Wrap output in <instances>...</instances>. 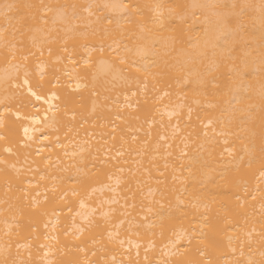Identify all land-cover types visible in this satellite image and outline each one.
I'll use <instances>...</instances> for the list:
<instances>
[{
	"label": "bare ground",
	"instance_id": "6f19581e",
	"mask_svg": "<svg viewBox=\"0 0 264 264\" xmlns=\"http://www.w3.org/2000/svg\"><path fill=\"white\" fill-rule=\"evenodd\" d=\"M0 264H264V0H0Z\"/></svg>",
	"mask_w": 264,
	"mask_h": 264
}]
</instances>
